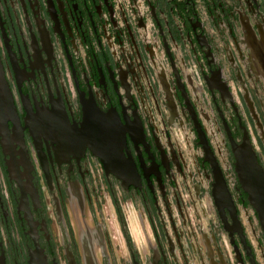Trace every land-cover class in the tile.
Wrapping results in <instances>:
<instances>
[{
  "label": "flooded vegetation",
  "instance_id": "obj_1",
  "mask_svg": "<svg viewBox=\"0 0 264 264\" xmlns=\"http://www.w3.org/2000/svg\"><path fill=\"white\" fill-rule=\"evenodd\" d=\"M0 74V264H264V0H0Z\"/></svg>",
  "mask_w": 264,
  "mask_h": 264
},
{
  "label": "water",
  "instance_id": "obj_2",
  "mask_svg": "<svg viewBox=\"0 0 264 264\" xmlns=\"http://www.w3.org/2000/svg\"><path fill=\"white\" fill-rule=\"evenodd\" d=\"M1 89H4L5 94H3V96ZM6 89L7 85L4 77L0 74V118L4 117L6 114L14 112L11 99L6 96ZM261 183L262 181L258 180V182H254L253 185L250 184L247 189L251 195L252 202L259 211L264 223V188ZM31 264H47L46 257L41 252L37 251L33 254Z\"/></svg>",
  "mask_w": 264,
  "mask_h": 264
}]
</instances>
